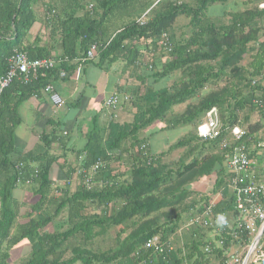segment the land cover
<instances>
[{
  "label": "trees",
  "instance_id": "trees-1",
  "mask_svg": "<svg viewBox=\"0 0 264 264\" xmlns=\"http://www.w3.org/2000/svg\"><path fill=\"white\" fill-rule=\"evenodd\" d=\"M230 1L0 0V76L7 73L8 59L16 51L27 53L30 60L51 58V48L24 44L36 23L37 5L49 12L46 28L61 33V58L79 57L80 47L83 56L92 43H97L107 46L100 56L101 67L124 60L144 86L151 78L169 81L178 73L171 87H149L146 93L131 98V105L137 109L131 121L123 122L120 112L108 128L92 130L86 147L73 150V163L68 162L69 150H65L70 140L64 141L65 137L55 131L43 135L33 151L15 157L14 127L19 102L45 89L62 68L70 75L77 65L42 72L30 83L13 82L0 103V264H13L11 253H19L27 245L31 252L22 264H212L199 241L163 255L146 245L156 237L169 242L182 216L190 218L191 212H203L216 194L220 193L222 200L213 208L214 218L222 222L235 214L219 145L229 137V130L242 126V113H247L245 124L250 122V113L258 112L264 119V109L254 103L264 99V9L259 8L264 0H254L244 11L229 13L227 24H217L208 15L209 8ZM126 16L129 19H122L126 21L124 27L108 37L109 25ZM180 18L189 20L184 28L187 35L179 34L176 23ZM164 34L171 51L160 45ZM185 104V112L173 114L176 107ZM213 108L220 113L222 139L202 141L195 131L189 132L169 149H184L178 162L166 163V152L150 155L147 143L140 139L142 132L159 124L162 126L155 133L197 128ZM246 130L245 144L254 159L262 152L257 143L264 141V125L258 123ZM126 154L127 164L123 160ZM99 161L105 166L94 175L89 189L83 171ZM74 176L78 185L72 192ZM30 179L31 185L26 186ZM56 181L64 186L58 185L54 193ZM204 181L211 182L213 189L200 200L205 203L189 201L192 188ZM18 187L39 197L26 222L18 219L21 203L14 197ZM65 211L67 231L52 232L51 225ZM112 228L122 230L115 237L116 246L106 253L93 251L89 244ZM127 230L131 232L122 238Z\"/></svg>",
  "mask_w": 264,
  "mask_h": 264
},
{
  "label": "built area",
  "instance_id": "built-area-1",
  "mask_svg": "<svg viewBox=\"0 0 264 264\" xmlns=\"http://www.w3.org/2000/svg\"><path fill=\"white\" fill-rule=\"evenodd\" d=\"M162 1V0H160ZM92 7V6H91ZM260 9H264V1L259 4ZM55 13V11H52ZM49 14V12H47ZM146 15L142 17L144 22ZM169 39L164 34L160 40V45L172 50L169 46ZM107 46L92 43L85 55L75 58L78 65L76 78L84 65L94 63L99 60L100 55ZM70 59L59 60L60 63H68ZM57 65L56 59L30 60L27 53L16 51L8 59L7 73L0 76V103L4 92L11 87L14 81L29 83L32 78H38L44 71L54 70ZM67 73L61 71L60 77L65 78ZM258 80L255 81L257 83ZM45 91L50 93L51 102L57 107H63L65 101L55 92L52 86H47ZM131 101L129 95L122 98L119 94H114L107 98L104 106L111 117L117 118V110L122 111L124 105ZM254 103L257 107L264 109V99H256ZM220 120V113L217 108L206 113L205 120L198 125L197 134L202 141H216L222 139L224 127ZM248 131L242 126L236 125L229 130V137L223 138L220 143V150L223 152V165L228 174V186L234 196V212L224 218L222 222L214 218L213 208L222 200L219 194L213 196L210 205L206 206L203 212L197 213L189 222L188 226H200L211 229L217 236V243H205L202 251L210 258L212 264H264V161L258 163L256 158L252 159L245 138ZM257 147L264 153V141L257 143ZM260 151V150H259ZM104 162L95 163L86 173V185L90 189L94 175L102 170ZM20 170V167L17 168ZM82 171L79 172L81 174ZM38 174V171H35ZM32 180L26 182L31 185ZM60 184L59 181L55 182ZM218 198L215 200L213 198ZM146 248L154 249L157 254H164L168 250H174L169 242H161L159 237L149 240ZM218 261V263L215 261ZM142 264V263H139Z\"/></svg>",
  "mask_w": 264,
  "mask_h": 264
},
{
  "label": "crops",
  "instance_id": "crops-1",
  "mask_svg": "<svg viewBox=\"0 0 264 264\" xmlns=\"http://www.w3.org/2000/svg\"><path fill=\"white\" fill-rule=\"evenodd\" d=\"M240 1L231 0L228 4L237 5ZM134 10L136 9L132 11ZM34 12L36 14V23L31 28L24 42L25 46H45L52 49L50 52L51 58L62 56L64 50L62 48L61 33H55L52 31L53 29L46 28L48 23L47 12L41 5L35 6ZM140 18L141 16L138 19ZM121 19L129 18L126 16L121 17ZM123 22L119 25V29H116V23H111L109 26L112 27L107 33L108 37H113L116 32L123 28L126 21ZM81 42L82 40L78 44H81ZM83 52L80 47L78 54L82 56ZM99 62L100 59L94 64L83 66L78 78L71 71L70 75L64 79L57 76L50 79L49 85L65 101L63 107L55 106L50 100L51 94L44 89L31 94L24 101L19 102L17 107L18 123L14 127L15 145L18 152L15 157H18L20 153L26 155L33 151L40 145L43 135H51L55 131L58 132L59 136L65 137L64 141L70 140L71 143L65 146V150H69L68 162L73 163L76 160H71L72 156L75 157L73 148L83 150L87 145V136L90 135L92 130H95V132L101 131L108 128L112 122V112H109L104 106L107 98L114 94H119L122 98L124 95H129L132 98L138 93H146L142 90L144 85L139 81L138 77L133 76L135 73L131 68L127 67L126 61L119 60L112 65L106 64L103 67L100 66ZM71 66L74 67L73 65H68V67ZM131 104L130 101L126 103L127 110L125 112L122 110L124 113L122 111L117 112L119 115L121 112L123 122L130 121L127 118L128 113L132 112L133 118V114L137 112V109ZM123 105L126 106L125 104ZM152 134L156 133L153 131ZM146 143L149 154L155 153V151L151 150L150 144ZM124 156L128 157L127 154ZM74 178L76 179V176ZM54 179L57 180L56 177ZM25 191L23 187L16 189L14 197L18 202L21 203V200L25 197L22 195ZM18 195H21V197L18 198Z\"/></svg>",
  "mask_w": 264,
  "mask_h": 264
},
{
  "label": "rangeland",
  "instance_id": "rangeland-1",
  "mask_svg": "<svg viewBox=\"0 0 264 264\" xmlns=\"http://www.w3.org/2000/svg\"><path fill=\"white\" fill-rule=\"evenodd\" d=\"M251 2H253V3H251ZM254 2H255L254 0H241L240 3H238L237 5H234V4L229 5V4H221V3L216 4V5H213L209 8L208 15H210L211 18L214 20V22H216L217 24H227L229 22V19H230L229 13L241 12L242 10L246 9V7L248 8L249 5L251 6L252 4H254ZM244 3L246 4L245 6H244ZM188 21L186 19H181V18L179 20H177L176 25L178 27L179 34L182 32H186V35H187L188 30L184 29V28L188 24ZM114 23H116V26H115L116 29L117 28L119 29L120 28L119 25H121L124 22L122 19H118ZM179 36L181 37V35H179ZM179 36H178V38L180 39ZM249 59H250V57L247 56L246 62L247 61L249 62ZM177 74L178 73H174L173 78ZM178 77H179V75H178ZM173 78L169 79V81H160V82H156L154 80V78H151L145 83L144 92H146V90L149 87H152L153 89H161L163 87H171L174 84L176 77L174 79ZM223 86H224L223 83H221L220 87H223ZM186 106L187 105L185 104V105L176 107L173 110V114H176V115L182 114L183 112H185ZM123 109H124V107H123ZM130 110H131V108H130ZM246 114H247L246 112L241 114V120H242V127L243 128L246 129V128H249L250 126H253V125L258 124V123H260L261 125H264V119L261 118V114H259L258 112L250 113V116H251L250 122H249V124H245L243 121V117ZM127 118L130 121L132 120V112L128 113ZM204 120H205V118H204ZM161 126H162V124H159L157 126H153L152 128L146 129L144 132H142L140 134L141 140L148 142L150 144V146L152 147L151 150L155 151V153L157 155L161 154L162 152H166L165 156L163 158V160L166 163L167 162L168 163L178 162L179 159L184 154V149H178V150H174L173 152H169L170 147L173 144H175L176 142H178L185 135H187L189 132L195 131L197 133V128H195L193 126L179 127L177 129H173V130H166V131H161V132L159 131L158 133L153 135L152 132L155 130H158V128L160 129ZM164 126H166V125L163 124V127ZM73 149L76 150L75 147ZM125 158H128V157L124 156V158H123L124 162L125 161L129 162V159H125ZM75 159H76L75 157H73V156L71 157L72 161ZM256 161L258 163L263 162L264 161V153L262 155L257 156ZM116 164L114 163V166H116ZM73 179L74 180H73V182H71L72 184H71L70 190L72 192H75L76 187L78 185V181L74 177H73ZM58 185H60V187L64 186L61 184H58ZM211 185H212L211 182L204 181L203 183L200 184L199 187L196 186L195 188H192L193 193H192V197L189 198V201H192V199H193L199 203L198 205H203L205 202L200 201V200L202 199L203 196L208 195L210 193V191L213 190L211 188L212 187ZM55 189L56 188H54V193H56ZM14 194H15V192H14ZM22 195H24L25 197L23 198V200H21V204H23V209L19 210L18 219H21V221L23 220L24 222H26L28 220L27 215H28L29 210L31 209L32 206H34L36 203H38L39 197L31 194L29 190H26L25 192H23ZM20 197H21V195L20 196L18 195V198H20ZM213 199L218 200L217 197L213 198ZM196 209L199 210L200 208L197 207ZM51 211H54V209L52 208ZM191 213H192L191 217L195 216L197 214V212L195 213V211L191 212ZM191 217L189 218L188 216L183 215L182 219H181V224L178 225V229H177L176 234H174L170 238V241L174 245L175 250L178 248H185L191 242H192V244L193 243L197 244L196 241L202 242L203 245H205V243H209V242L212 244H216L218 241L217 236L211 229L202 228L200 226H194V228L191 226H188ZM67 222H68V215H67V211H65L57 219H55L54 223L50 227V230H52V232L54 230L59 231L61 233L66 232L68 229ZM162 222H164V221H162ZM96 231H98V230H96ZM194 231L198 232V233L193 234L192 237H190L191 234L194 233ZM130 232H131V230H127V232L123 233L122 238H125ZM117 233H119V234L122 233L121 228H119V229L112 228L110 230V232L108 234H106L105 236H99L94 241H92L91 245L89 244V247L95 252L106 253L116 246L115 237H116ZM202 248H203V246H202ZM30 252H31V246L30 245L25 246L19 253L12 252L11 253L12 263L13 264H22L24 262V260L28 258ZM215 261L218 263V261L216 259H215Z\"/></svg>",
  "mask_w": 264,
  "mask_h": 264
},
{
  "label": "clouds",
  "instance_id": "clouds-1",
  "mask_svg": "<svg viewBox=\"0 0 264 264\" xmlns=\"http://www.w3.org/2000/svg\"><path fill=\"white\" fill-rule=\"evenodd\" d=\"M91 7V6H90ZM101 56V55H100ZM58 58V59H57ZM67 57H65V58H61V56H58V57H55L54 59H56V61H57V65H56V67H55V69L54 70H56V69H58V68H62V66L63 65H75V62H74V60L75 59H73V60H71L70 59V62H68V63H60L59 64V60H64V59H66ZM77 58V57H76ZM50 59H53V58H50ZM69 59V58H68ZM99 59H100V57H99ZM95 63V62H94ZM76 67V70H77V67H78V65L77 66H75ZM83 68V67H82ZM54 70H51V71H54ZM76 70H75V72H74V76H75V74H76ZM61 71H65V70H63V68L61 69ZM61 71L59 72V78H61L60 77V73H61ZM46 72H48V71H46ZM66 72V71H65ZM44 73H45V71H44ZM44 73L42 74L43 76H44ZM67 73V72H66ZM69 75L67 74V76L66 77H68ZM39 77V76H38ZM65 77V78H66ZM76 77V76H75ZM33 79H37V78H32L31 80H33ZM61 79H64V78H61ZM30 80V81H31ZM30 83V82H29ZM47 86H51V85H47ZM46 86V87H47ZM45 90V89H44ZM198 127V126H197ZM81 170H78V172L77 173H79ZM88 171V170H87ZM86 170H84L83 172H87ZM31 180V179H30ZM26 186H30V185H27L26 184ZM58 185H54V187L56 188ZM22 210L23 209V205H20L19 206V210ZM166 243V242H165ZM169 243L174 247V245L172 244V242L169 240ZM173 251V250H172ZM174 251H175V248H174ZM168 252H169V250H168ZM165 254V253H164ZM160 255H163V254H160Z\"/></svg>",
  "mask_w": 264,
  "mask_h": 264
}]
</instances>
